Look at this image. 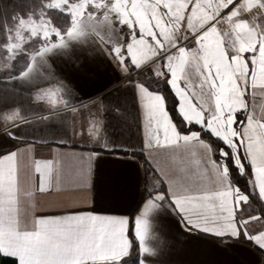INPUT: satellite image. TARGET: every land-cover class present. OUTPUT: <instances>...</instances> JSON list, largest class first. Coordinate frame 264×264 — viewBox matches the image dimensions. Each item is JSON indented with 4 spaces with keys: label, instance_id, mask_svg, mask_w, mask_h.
Listing matches in <instances>:
<instances>
[{
    "label": "crops",
    "instance_id": "crops-1",
    "mask_svg": "<svg viewBox=\"0 0 264 264\" xmlns=\"http://www.w3.org/2000/svg\"><path fill=\"white\" fill-rule=\"evenodd\" d=\"M248 12L257 36L243 38L247 86L255 89L264 0ZM55 54L44 57L58 68L49 98L34 102L26 86L0 100L20 121H36L21 128L9 125L14 118L0 133V253L16 264L117 262L130 253L131 225L139 264H264V245L245 236H263L262 219L209 140L181 130L162 94L121 77L120 63L72 57L64 73ZM244 91L247 114L259 96ZM34 112L45 114L29 118ZM246 161L264 201V169ZM246 208L255 226L241 217Z\"/></svg>",
    "mask_w": 264,
    "mask_h": 264
},
{
    "label": "rangeland",
    "instance_id": "rangeland-1",
    "mask_svg": "<svg viewBox=\"0 0 264 264\" xmlns=\"http://www.w3.org/2000/svg\"><path fill=\"white\" fill-rule=\"evenodd\" d=\"M256 3L257 0H34L31 5L8 8L0 19V100L26 86V94L34 102L49 98L59 87L49 82L50 77L56 79L58 70L49 58H44L51 53H56L64 73L72 57L103 55L116 65L120 63L121 77L127 74L138 84L158 91L164 99V88L168 87L176 98V112L186 126L192 122L206 127L231 149L232 155L223 146H214L220 159L232 157L243 168L245 158L263 171L264 58L256 88L247 86L249 59L244 43V39L249 42L257 36L253 32L254 18L248 12ZM260 45L264 57V45ZM31 75L37 78H29ZM247 88L259 98L246 114L240 110L244 99L239 94ZM4 106L0 104V133L14 118L18 119L9 124L15 123L14 127L36 122L20 121V112H10ZM157 107L154 99L156 114ZM44 114L34 112L28 117ZM245 117L247 121L243 122ZM159 121L154 116V125ZM195 129L191 131L197 136ZM245 215L248 225L258 223L253 211L243 209L241 217ZM249 235L245 236L264 245V235Z\"/></svg>",
    "mask_w": 264,
    "mask_h": 264
},
{
    "label": "trees",
    "instance_id": "trees-1",
    "mask_svg": "<svg viewBox=\"0 0 264 264\" xmlns=\"http://www.w3.org/2000/svg\"><path fill=\"white\" fill-rule=\"evenodd\" d=\"M25 3H29L31 5V3H34V0H0V19H2L4 17L3 14H4V12L8 11V8H11L14 6L20 7V4H25ZM164 89L167 93L166 94L167 99L165 98L166 107H167L172 119L174 120V122L177 124V126L181 130L187 131L189 129L196 128L195 130H198L201 133V136L208 139L209 142L213 146H223L224 149H227L231 153V149L229 147H227L226 145H224V143L220 139L213 136L212 133H210L208 130L203 129L199 125H196V123H192V122L190 124H187V126H186V123L183 121V119L176 112V108H175L176 98L172 95V93L170 92L168 87L164 88ZM171 96H173V97L171 98ZM137 155L141 156V154H137ZM231 155H232V153H231ZM142 159L144 161V163H143L144 167L143 168H144V170H145L144 172L146 174L148 171H150V168L147 165L144 158H142ZM225 162L228 166L230 176L233 179L235 185L238 187V189L240 191H242L244 194L247 195L248 200L251 203V208L257 211V213L259 214V216L262 219L263 226H264V201L258 197L256 191L249 184L248 180L250 177L249 176L250 167H249L248 162L246 161L245 158H243V164H244L243 168H239V165L235 164V162H233L232 157H230V159H225ZM145 195H146V190H145V188H142L139 201H141ZM129 234H130V239H131V248H130L129 255L120 261L111 262V263H103V264H139L138 256H137V242H136L134 236L132 235L131 225L129 228ZM0 264H16V261L14 258H11V257L6 256V255H2L0 253Z\"/></svg>",
    "mask_w": 264,
    "mask_h": 264
}]
</instances>
